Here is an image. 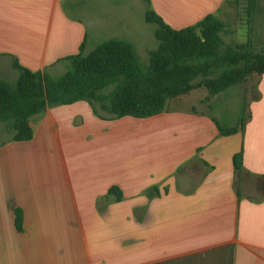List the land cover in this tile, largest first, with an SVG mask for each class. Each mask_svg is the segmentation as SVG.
Listing matches in <instances>:
<instances>
[{
	"label": "crops",
	"instance_id": "1",
	"mask_svg": "<svg viewBox=\"0 0 264 264\" xmlns=\"http://www.w3.org/2000/svg\"><path fill=\"white\" fill-rule=\"evenodd\" d=\"M112 1L0 0V80L16 79L14 60L59 76L103 34L134 45L137 21L110 15L133 14L136 0ZM140 1L175 30L237 5ZM207 97L193 89L143 119L102 120L85 101L32 116L31 140L0 144V264H264V90L229 136Z\"/></svg>",
	"mask_w": 264,
	"mask_h": 264
},
{
	"label": "trees",
	"instance_id": "2",
	"mask_svg": "<svg viewBox=\"0 0 264 264\" xmlns=\"http://www.w3.org/2000/svg\"><path fill=\"white\" fill-rule=\"evenodd\" d=\"M147 4L148 0H143ZM239 4V0H232ZM258 0H247V15ZM144 21L153 25L156 48L148 51V64L139 63L134 45L122 39H108L84 53L83 43L77 54L67 57L66 71L52 77L43 71H31L18 64L10 83L0 80V124L12 142L32 139L29 119L46 108L87 102L102 120L122 117L143 119L160 114L166 101L203 87L209 97L244 82L251 74H264V53L254 52L249 41L229 45L221 35L226 23L207 15L195 25L175 30L152 10L144 12ZM245 107L235 127L215 122L222 136L244 128ZM242 154L232 157L234 170H240ZM107 194L121 199L117 187ZM14 223L22 230V211L14 210Z\"/></svg>",
	"mask_w": 264,
	"mask_h": 264
},
{
	"label": "rangeland",
	"instance_id": "3",
	"mask_svg": "<svg viewBox=\"0 0 264 264\" xmlns=\"http://www.w3.org/2000/svg\"><path fill=\"white\" fill-rule=\"evenodd\" d=\"M121 0H113V3H118ZM259 5L255 10L251 11V16L247 15V0H239V4H230L229 12L222 16L227 26V31L229 34H222V39L229 45L233 44H244L247 41L250 42L252 50L254 52L264 53V0H258ZM135 4V3H134ZM143 5L140 0H136V5L134 12L131 15H127L125 10L112 12L110 15L112 19H119L131 16V20L137 21V28L134 31L136 39L134 42V48L138 56L140 65L146 66L148 64V51L156 48V40L152 35L154 29L153 25L147 24L144 21V16L140 11V6ZM143 8L144 5H143ZM141 12V13H140ZM108 15V16H109ZM114 25V24H113ZM115 27V26H114ZM111 27L108 34H113L115 28ZM141 32V33H140ZM110 35L103 34L98 40L91 43V48L102 41L109 38ZM259 77V78H258ZM261 75L251 74L247 79L239 85H236L224 92H221L213 97L206 99V102L202 105L203 109H207L213 114L217 120L227 126L234 125L238 123V118H240V107L243 105L245 107V116L248 113V105L251 100H254L261 95L264 90V78L261 79ZM10 78V79H9ZM6 78L8 82L12 83L11 77ZM258 79V81H257ZM259 84V88L258 85ZM212 107H209L210 105ZM207 107V108H206ZM1 125V124H0ZM2 131V130H0ZM10 137L7 132H0V144L6 142ZM8 244L10 239H1Z\"/></svg>",
	"mask_w": 264,
	"mask_h": 264
}]
</instances>
